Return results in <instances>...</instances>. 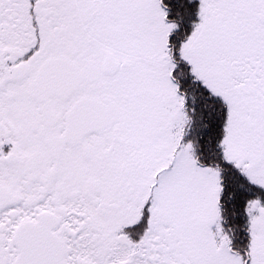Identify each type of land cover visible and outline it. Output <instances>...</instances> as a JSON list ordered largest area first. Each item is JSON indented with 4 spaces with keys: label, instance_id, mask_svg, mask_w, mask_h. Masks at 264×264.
<instances>
[{
    "label": "snow or ice",
    "instance_id": "obj_1",
    "mask_svg": "<svg viewBox=\"0 0 264 264\" xmlns=\"http://www.w3.org/2000/svg\"><path fill=\"white\" fill-rule=\"evenodd\" d=\"M0 264H264V0H0Z\"/></svg>",
    "mask_w": 264,
    "mask_h": 264
}]
</instances>
